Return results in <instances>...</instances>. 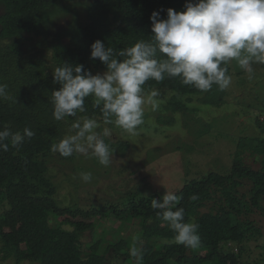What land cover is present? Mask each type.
<instances>
[{
    "label": "trees",
    "instance_id": "trees-1",
    "mask_svg": "<svg viewBox=\"0 0 264 264\" xmlns=\"http://www.w3.org/2000/svg\"><path fill=\"white\" fill-rule=\"evenodd\" d=\"M185 2L0 0V83L8 86L12 97L0 100V129L8 125L12 131L22 132L29 127L35 133L18 149L9 144L8 151L0 150V243L4 258H15L16 264L24 260L37 264H134L128 254L131 235L123 236L119 231L118 237L112 235L105 241V236L82 240L86 231H96L100 219L109 214V219L125 222L137 219L144 264H264L263 227L254 216L259 210L264 213L263 136L240 137L228 153V168L198 171L175 190L182 196L178 206L185 209V220L199 224L201 246L196 250L174 243V233L151 208V199H160L165 193L140 195L124 206L89 209L63 206L54 196L56 185L49 174V162L68 157L53 153L51 145L69 134L75 119L53 118L51 93L60 88L53 82L54 68L67 62L82 64L92 73L106 69L98 58H91V45L97 39L116 49L131 47L139 39L149 40L152 12L160 11L161 18H166L168 8L183 11ZM77 3L85 9L86 20L74 24ZM63 13H73L74 18L48 40L50 24ZM83 15L85 19L84 11ZM145 88L158 90V120L165 124H172L177 112L201 109L190 104L193 99L220 107L229 95L227 89L221 91L216 85L200 92L183 85L178 77L150 80ZM85 106L87 111L78 115L95 116L104 128L100 110L92 107V97L86 99ZM106 139L113 153L122 155L131 144L128 138ZM193 195L197 199H191ZM194 204L198 207L195 217L191 214ZM252 241L257 242L259 253L254 259L250 256Z\"/></svg>",
    "mask_w": 264,
    "mask_h": 264
},
{
    "label": "clouds",
    "instance_id": "clouds-1",
    "mask_svg": "<svg viewBox=\"0 0 264 264\" xmlns=\"http://www.w3.org/2000/svg\"><path fill=\"white\" fill-rule=\"evenodd\" d=\"M184 9L168 8L166 18L153 11L151 39H139L131 47H106L97 39L91 45V58L106 66L103 73L93 74L82 64L67 62L54 68L53 82L60 88L51 93L53 118L75 119L69 134L51 145L53 153L91 155L105 167L111 164L113 150L105 137L112 135V129L105 126L98 131L101 125L95 116L78 115L87 111L88 97H92V107L100 110L104 125L135 136L145 123L146 108L157 111L161 104L158 90H146L148 81L178 77L183 85L200 92L210 91L213 85L223 91L232 82V61L249 78L253 65H264V0H186ZM7 88L0 83V100H12ZM34 135L29 127L14 132L4 125L0 150L8 151L9 144L18 149ZM80 176L84 182L92 180L90 172ZM181 200V195L166 187L162 198L151 199V208L174 233V243L196 250L201 246L199 224L185 220V209L178 206ZM128 254L134 264H144V243L139 236L133 237Z\"/></svg>",
    "mask_w": 264,
    "mask_h": 264
},
{
    "label": "rangeland",
    "instance_id": "rangeland-1",
    "mask_svg": "<svg viewBox=\"0 0 264 264\" xmlns=\"http://www.w3.org/2000/svg\"><path fill=\"white\" fill-rule=\"evenodd\" d=\"M76 7L79 10L75 11L77 17L74 24L86 20V11L80 8L82 4L77 3ZM1 11L0 8V13ZM72 15L63 13L60 20L56 19L50 24L48 40L67 27L74 18ZM253 69L249 78L237 62H231L229 75L232 82L227 88L229 95L220 107L202 104L193 99L190 104L199 105L201 109L196 112H177L172 124L159 121V109L152 111L148 107L145 111V123L135 136L115 126L106 125L112 129L110 138H128L131 143L124 155L119 151L113 153L108 167L99 164L95 157L80 153H74L67 160L60 157L52 159L49 162V174L56 185L54 196L57 202L63 206L83 209L124 206L140 195L164 194L166 187L175 192L198 171L204 172L209 167L218 171L228 168V153L240 137H264V65H253ZM105 70L94 69L93 74L103 73ZM102 128L98 131L102 132ZM105 141L110 145L106 137ZM84 172L92 174L90 182L81 179L80 174ZM197 211V204H194L191 213L193 217ZM254 216L264 232V213L259 210ZM111 219L109 214L102 217L96 231H86L82 240L90 242L105 236V241L113 236L118 237L120 231V235H131L130 240L133 241L140 228L137 219L126 222L121 218ZM114 229L118 231L117 234H114ZM256 244L255 241L250 243L252 259L259 257ZM1 245L0 243V264H16L15 258H4ZM22 264L37 263L24 260Z\"/></svg>",
    "mask_w": 264,
    "mask_h": 264
}]
</instances>
